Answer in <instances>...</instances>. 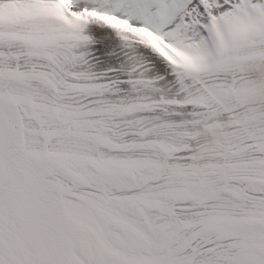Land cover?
<instances>
[{
  "label": "snow or ice",
  "instance_id": "6c2138e0",
  "mask_svg": "<svg viewBox=\"0 0 264 264\" xmlns=\"http://www.w3.org/2000/svg\"><path fill=\"white\" fill-rule=\"evenodd\" d=\"M0 264H264V0H0Z\"/></svg>",
  "mask_w": 264,
  "mask_h": 264
}]
</instances>
